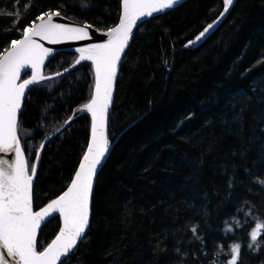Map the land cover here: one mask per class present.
<instances>
[{
    "label": "trees",
    "instance_id": "trees-1",
    "mask_svg": "<svg viewBox=\"0 0 264 264\" xmlns=\"http://www.w3.org/2000/svg\"><path fill=\"white\" fill-rule=\"evenodd\" d=\"M223 8L224 0H187L133 32L116 81L110 150L96 178L90 225L60 264H209L217 245L227 250L233 242L242 244L238 264H264V229L259 249L247 247L253 222L264 223V189L252 182L264 177V0H234L218 29L190 45ZM0 10L20 13L0 15L1 55L50 11L107 30L119 21L121 0H0ZM77 58L54 54L45 75ZM94 84V68L83 61L26 93L18 132L29 163L43 140L75 117L44 143L36 161L35 211L63 193L85 152L91 117L81 108ZM245 199L255 206L252 217L225 234V220L245 221L235 211ZM193 224L203 243L193 237ZM59 228L57 215L43 225L38 251Z\"/></svg>",
    "mask_w": 264,
    "mask_h": 264
},
{
    "label": "snow or ice",
    "instance_id": "snow-or-ice-1",
    "mask_svg": "<svg viewBox=\"0 0 264 264\" xmlns=\"http://www.w3.org/2000/svg\"><path fill=\"white\" fill-rule=\"evenodd\" d=\"M180 3L181 0H121L122 12L119 22L101 32L106 41L76 49L79 59L75 61L73 67L83 61H90L95 73L94 92L90 101L81 109L91 114V136L70 185L42 210L34 211L32 200L33 179L37 174L38 163H29L17 132L18 113L26 91L31 90L32 86L42 85L44 81L53 79L52 76L42 75L40 71L51 50L38 43L34 37L53 44L64 39L86 40L91 38L86 30L91 25L69 27L53 22V16L61 15L59 11L43 13L36 18L40 23L34 21L31 27H25L22 38L13 40L11 48L0 55V154H3L0 155V264H57L84 239L90 223L89 204L94 176L110 148L105 127L113 97V82L117 75L118 61L125 52L133 28L138 22H143V19L156 14H163ZM233 3L234 0H224V10L220 18L229 11ZM5 14L17 17L20 15L19 12L0 10V15ZM45 16L47 20L44 19ZM220 18L208 24L189 44L194 45L205 38L220 22ZM13 23H18V20ZM29 68L30 78L18 83L17 81L21 80V70ZM71 70L66 68L63 72ZM56 75L59 76L61 73L57 72ZM74 118L69 117L65 121V126ZM61 131L62 129H57V133ZM48 139H52V135L48 136ZM44 146L41 144L35 151L37 162ZM9 153L14 154L13 157L5 158ZM234 179L233 177L228 182L229 196L235 187ZM252 182L264 189V177L256 176ZM250 204L251 202L245 199L235 210L245 218L243 223L240 216L236 215L225 220L223 229L225 234H232L236 228L244 227L253 215L255 206H249ZM56 213L62 219L59 233L47 247L38 251L37 230ZM198 227L199 225L193 224L191 232L193 237L203 243ZM262 229L264 223L260 222L258 217L249 233L250 242L247 247L250 250L253 249V245L259 249L258 234ZM260 243H264V240ZM241 247L240 242L229 244L227 250L223 244L217 245L209 264H238ZM220 256L227 259L220 260Z\"/></svg>",
    "mask_w": 264,
    "mask_h": 264
},
{
    "label": "water",
    "instance_id": "water-1",
    "mask_svg": "<svg viewBox=\"0 0 264 264\" xmlns=\"http://www.w3.org/2000/svg\"><path fill=\"white\" fill-rule=\"evenodd\" d=\"M187 0H181V3L180 4H178L177 6H175L173 9H175V8H177L178 6H180L181 4H183L184 2H186ZM173 9H171V10H173ZM171 10H166L164 13H166V12H169V11H171ZM223 10H224V8H223ZM223 10L221 11V13L223 12ZM229 11H230V8H229ZM229 11L222 17V18H220V14H219V16L213 21V22H215V21H217V19L218 18H220V22L218 23V24H216V26H215V28L213 29V30H211L209 33H208V35L205 37V38H203L201 41H199L198 43H196V44H194V46L195 47H198L199 45H201L213 32H215L217 29H218V27L222 24V22L226 19V17H227V15H228V13H229ZM121 12H122V8H121ZM163 13V14H164ZM121 14V13H120ZM159 15H162V14H156V15H154L153 17H156V16H159ZM153 17H151V18H153ZM151 18H145V19H143V22H138V24L136 25V26H134V28H133V31L137 28V27H139L140 25H142L144 22H146L147 20H149V19H151ZM44 19L45 20H47V16L46 17H44ZM53 22L54 23H59V24H63V25H66V26H69V27H84L85 26V24H87V23H78V22H75V21H72V20H69V19H67V18H65L64 16H53ZM119 22V21H118ZM36 23H40V21H37ZM87 25H89V24H87ZM88 32H89V34H90V36H91V38L90 39H86V40H71V39H64V40H62V41H60V42H58V43H55V44H53V43H49L48 41H46V40H41L39 37H34V39L38 42V43H40L41 45H43L44 47H47V48H49L50 50H51V52H50V54H49V56L48 57H46L45 58V64L41 67V74L43 75V72H44V70H45V68H46V65H47V63H48V61L50 60V58L54 55V54H56V53H59V52H72V53H74V52H76V53H78L77 51H76V49H78V48H81V47H86V46H88V45H90V44H93V43H101V42H104V41H106V37L105 36H103L102 34H101V32L102 31H105V30H102V29H99V28H96V27H94V26H91V27H89V28H87L86 29ZM133 35V34H132ZM22 38V37H21ZM20 38V39H21ZM131 40H132V36H131V38H130V40H129V43H128V45L126 46V49H125V52H126V50H127V48L129 47V45H130V42H131ZM11 48V46L7 49V50H9ZM125 52L124 53H122L121 54V59H120V61H118V64H117V75H116V78H115V80H114V82H113V97H112V102H111V104H110V107H109V111H108V115H107V119H106V127H105V132H106V136H107V122H108V117H109V113H110V109H111V107H112V105H113V103H114V97H115V89H116V81H117V77H118V73H119V70H120V66H121V63H122V60H123V57H124V54H125ZM5 53V52H4ZM3 53V54H4ZM73 67V66H72ZM72 67H70L71 69H72ZM28 71H31V69L29 68V69H22L21 70V78L28 72ZM61 73V75L62 74H64V72L63 71H61L60 72ZM61 75H59V76H61ZM31 76V75H30ZM30 76L28 77V78H30ZM47 76H52L53 77V79L54 78H57V77H59V76H57L56 75V73H54V74H52V75H47ZM28 78H25V79H28ZM18 83L19 82H21V80L20 81H17ZM28 91H26V93H27ZM93 92H94V89H93ZM25 96H26V94H25ZM25 96L22 98V104H23V102H24V99H25ZM22 107V106H21ZM21 110V109H20ZM19 116H20V111H19V113H18V120H19ZM67 126V125H66ZM65 124L63 125V127L62 128H60V129H64L65 127ZM18 132V131H17ZM60 133V132H59ZM54 134V133H53ZM52 134V136H55L56 134H58L57 133V131L55 132V135H53ZM90 136H91V129H90V134H89V138H88V141H89V139H90ZM18 139L20 140V138H19V135H18ZM47 140H49L48 139V137H46L44 140H43V142L41 143V144H44ZM115 142V141H114ZM88 144V143H87ZM22 147V146H21ZM87 149V148H86ZM23 150V149H22ZM86 151V150H85ZM108 153H109V151H108ZM108 153L106 154V156H105V158L103 159V162H102V164L99 166V168H98V171H97V173H96V175L94 176V183H93V191H92V194H91V196H90V204H89V210H90V220H91V211H92V199H93V192H94V187H95V182H96V178H97V175H98V172H99V170L101 169V167H102V165H103V163L105 162V160H106V158H107V156H108ZM0 155H3V154H0ZM13 155L14 154H12V153H9L5 158H12L13 157ZM83 157V156H82ZM82 157H81V159H82ZM81 159H80V161H79V164H80V162H81ZM79 164H78V166H79ZM78 166H77V168H78ZM77 168H76V170H77ZM75 170V171H76ZM75 173V172H74ZM74 176V175H73ZM35 178H36V176L34 177V179H33V185H34V181H35ZM73 178V177H72ZM71 182V181H70ZM69 185H70V183H69ZM68 185V186H69ZM67 186V187H68ZM33 188V187H32ZM67 189V188H66ZM65 189V190H66ZM64 190V191H65ZM63 191V192H64ZM61 195V194H60ZM59 197V196H58ZM57 197V198H58ZM56 199V198H55ZM48 205V204H47ZM47 205H45L44 207H42V208H40L39 210H42L43 208H45ZM33 210H34V208H33ZM35 211V210H34ZM59 216V214L58 213H56V214H53L52 215V217H54V216ZM50 219V218H49ZM49 219H47L46 220V222L49 220ZM59 219H60V227L62 226V219L59 217ZM46 222H44V223H42L41 224V227L37 230V238H38V235H39V232H40V230H41V228L43 227V225L46 223ZM89 225H90V223H89ZM88 230V229H87ZM87 232V231H86ZM58 233H59V231H58ZM57 233V234H58ZM80 243V242H79ZM78 243V244H79ZM76 248V247H75ZM74 251V250H73ZM72 251V252H73ZM71 252V253H72ZM70 253V254H71ZM69 254V255H70ZM68 255V256H69ZM67 256V257H68ZM67 257H64V258H62V261H58L57 262V264H60L61 262H63Z\"/></svg>",
    "mask_w": 264,
    "mask_h": 264
}]
</instances>
